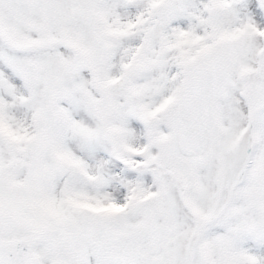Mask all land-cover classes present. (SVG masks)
<instances>
[{
  "label": "snow or ice",
  "instance_id": "6c2138e0",
  "mask_svg": "<svg viewBox=\"0 0 264 264\" xmlns=\"http://www.w3.org/2000/svg\"><path fill=\"white\" fill-rule=\"evenodd\" d=\"M0 264H264V0H0Z\"/></svg>",
  "mask_w": 264,
  "mask_h": 264
}]
</instances>
